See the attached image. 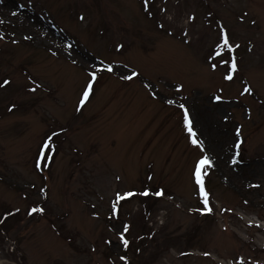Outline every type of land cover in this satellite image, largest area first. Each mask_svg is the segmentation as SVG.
<instances>
[{
  "label": "rangeland",
  "instance_id": "rangeland-1",
  "mask_svg": "<svg viewBox=\"0 0 264 264\" xmlns=\"http://www.w3.org/2000/svg\"><path fill=\"white\" fill-rule=\"evenodd\" d=\"M151 11L142 0H0V82L12 81L0 87V213L21 209L0 225L4 264H264V0H152ZM221 24L240 45L231 82L208 59ZM101 61L141 75L102 74L77 111L88 69ZM29 75L42 85L34 93ZM248 84L253 92L241 95ZM167 99L187 103L209 148L207 216L193 177L201 152ZM61 129L42 175L36 152ZM145 185L165 190L149 215L141 218L139 195L112 214L116 191ZM42 187L47 211L28 216ZM124 224L133 245L140 228L147 235L132 257L118 238Z\"/></svg>",
  "mask_w": 264,
  "mask_h": 264
},
{
  "label": "snow or ice",
  "instance_id": "snow-or-ice-1",
  "mask_svg": "<svg viewBox=\"0 0 264 264\" xmlns=\"http://www.w3.org/2000/svg\"><path fill=\"white\" fill-rule=\"evenodd\" d=\"M143 8L147 15L152 16L153 12L151 11V0H142ZM23 7V5H21ZM161 11H167V9H161ZM15 15V13H13ZM208 16L211 17L212 13L209 12ZM80 19L83 20L84 16L81 15ZM188 19L191 21L196 20V14L193 12L188 16ZM243 19V17H241ZM0 23H3L2 20H0ZM255 23V21H253ZM159 27L161 29H164L165 31H168V29L165 28L164 24H160ZM171 34V33H169ZM184 36L187 38L189 36V33L187 31L184 32ZM4 33L0 32V39H3ZM25 39L31 40L32 37L28 36L25 37ZM15 42V41H14ZM187 42V41H186ZM69 48L72 47L71 44L68 45ZM125 45L123 43H119L116 45V48L118 50L124 49ZM240 47L239 44L232 43L231 42V36L229 33V30L224 26L220 25V30L218 34V40L215 44V48L213 52L209 55L208 59L213 60L214 62L211 63L210 67L212 70H216L219 66L223 65L225 66V74L223 75V79L226 81H233L237 72L239 71V63L238 58L236 55V49ZM228 56V58H225V56ZM70 55V53H69ZM74 64L77 63L76 60L72 61ZM119 65V66H117ZM117 73L120 74L119 78L122 80H132L134 78H138L141 73L136 70H130V66L127 63H124L123 61H101L99 65H97L95 68L90 67L88 69V80L86 81V84L82 90V99L79 101L80 107L77 108V111L81 110V108L84 106V104L89 100L91 95L94 93V85L96 82L101 78L102 74H112ZM126 73V74H121ZM29 81L32 83V87L28 89L30 92H36L38 87H41L42 85L37 84L36 80L33 79L31 75L27 77ZM12 81L10 79H3L2 82H0V87H5L11 85ZM145 87L149 89L155 88V85H153L150 81H145ZM177 91H182L184 89L183 84H178ZM224 89L221 88L220 92L223 93ZM253 92L252 85L248 84L243 88V91L241 95L244 94H251ZM151 95L153 97H156L157 93L156 91H151ZM217 102H220L224 99L223 95H214L212 97ZM181 100L186 101L187 97H182ZM166 102L169 105H175L182 111V122L183 125L188 133V139L190 140L191 144L198 148L201 152V155L197 159L194 171H193V177L195 180V184L198 188V194L203 198V211L207 213H211L213 211L212 207L209 206V196L210 193L208 189L206 188L205 184V175H206V169L213 166V160L209 156V148L205 143V138L202 137V134L198 132L197 128L195 127V118L191 114L190 108L185 102H178L176 99H167ZM16 105H11V108H15ZM11 110V109H10ZM250 111V110H249ZM223 119L227 120L228 117L225 115ZM61 131H64L61 129ZM241 129H236L237 136L240 135ZM59 133L53 131L51 135H49L43 142L40 148V151L38 153L37 161H36V168L39 170H43L45 166H48L50 162L53 160L54 155L57 153V147L53 140V137L58 136ZM243 141H239L235 144V147L239 149L240 144ZM236 155H239V152L236 153ZM237 161L235 158L232 159V163L235 164ZM119 179V177H117ZM149 180L152 179L151 176L148 177ZM254 187H259L260 185H250ZM36 186L33 185V188ZM155 195L158 197H162L165 194V190L163 188L158 189L153 193V190L151 188L145 187L142 191L137 190H127V191H116L114 193V199L111 201V212L114 216H119V210L121 206V202L127 201L129 198L135 197L137 195L148 197L151 195ZM27 195V194H25ZM36 197L38 198L33 202V206H30L27 210V215L32 216L33 214H43L47 211V205L45 202H43L41 197L47 196V190L46 187H42L37 190L35 193ZM247 203V201H245ZM21 209L19 207H16L13 211H8L5 213H0V225H3L7 218L14 215V213H19ZM94 215L98 216L99 213H93ZM130 230L129 224H124L122 226V230L119 231L118 236L119 240L122 243V246L127 249L130 245V241L126 236V233H128ZM107 243L111 244L112 241L109 240ZM95 250V249H93ZM183 254V253H182ZM204 256H209V252H204ZM121 260H127L126 256H121ZM240 264H244L243 258L240 260Z\"/></svg>",
  "mask_w": 264,
  "mask_h": 264
},
{
  "label": "trees",
  "instance_id": "trees-1",
  "mask_svg": "<svg viewBox=\"0 0 264 264\" xmlns=\"http://www.w3.org/2000/svg\"><path fill=\"white\" fill-rule=\"evenodd\" d=\"M53 140H54L55 144H57L56 137H53ZM149 188H151L152 190H156L159 187H156V188L149 187ZM156 200H159V198L154 196V195H151V196H148V197L138 196V202L140 203V205H143L142 207H140V212L143 215V216H141V218L143 217V219H144L145 215H149V213H151V207L150 206ZM149 219H150V216L145 218V220H149ZM141 224L148 228L147 223L146 222H142V219H141ZM131 228H132V224H130V230L128 232L129 234L131 232ZM139 230H141L142 232H140V234L138 235V239H136L137 240V244H134V245L130 241L131 238H129L128 233H126V236L129 239V241H130L129 251H130L131 257H132L131 246H133V248H135V250H134L135 253H139L141 251L142 246L146 243L145 241H143V239L147 238V235H145V231L142 230L141 228ZM148 238H151V236H149ZM183 252H185V251H183ZM127 264H131V260H129V262H127Z\"/></svg>",
  "mask_w": 264,
  "mask_h": 264
},
{
  "label": "water",
  "instance_id": "water-1",
  "mask_svg": "<svg viewBox=\"0 0 264 264\" xmlns=\"http://www.w3.org/2000/svg\"><path fill=\"white\" fill-rule=\"evenodd\" d=\"M3 262H5V260H0V264H2Z\"/></svg>",
  "mask_w": 264,
  "mask_h": 264
}]
</instances>
